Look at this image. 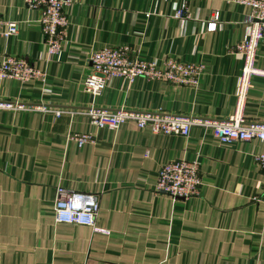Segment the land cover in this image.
I'll use <instances>...</instances> for the list:
<instances>
[{
    "label": "crops",
    "instance_id": "0c3cea01",
    "mask_svg": "<svg viewBox=\"0 0 264 264\" xmlns=\"http://www.w3.org/2000/svg\"><path fill=\"white\" fill-rule=\"evenodd\" d=\"M186 6L184 18L175 14ZM215 32L207 30L215 14ZM62 52L50 57L24 0H0V19L18 33L0 36V63L24 57L43 77L0 81V102L24 106L172 114L224 121L239 112L244 65L233 48L245 40L251 9L225 0H70ZM122 47L131 57L205 66L197 89L137 78L114 79L100 96L85 91L89 55ZM256 66L264 68V44ZM246 123H264V77H253L241 108ZM90 134L80 147L72 134ZM264 142L220 144L194 126L185 137L156 135L128 121L100 129L86 116L0 110V264H264V170L254 156ZM196 161L200 196L173 200L156 192L159 171ZM95 194L94 232L57 224L56 189Z\"/></svg>",
    "mask_w": 264,
    "mask_h": 264
},
{
    "label": "built area",
    "instance_id": "2783aa9c",
    "mask_svg": "<svg viewBox=\"0 0 264 264\" xmlns=\"http://www.w3.org/2000/svg\"><path fill=\"white\" fill-rule=\"evenodd\" d=\"M251 9L246 20L247 35L244 41L233 48L232 52L241 54L244 65L238 80L236 97L239 112L224 121L199 120L181 115L111 110L91 107L84 110L54 109L50 106H24L18 103L0 102V110L38 111L64 115L86 116L100 128L117 131L126 122L132 121L140 129L149 128L153 134L187 138L194 126L209 128L214 138L222 145L236 142H264V123H246L241 108L250 89L253 77H264V68L256 66L257 51L264 44V0H225ZM29 10H38L44 43L50 57H56L63 50L66 29L69 24L64 9L70 0H24ZM187 12L183 6L175 17L182 19ZM219 15L216 13L208 23L207 30L215 32ZM18 23L0 19V36L6 38L18 33ZM89 73L85 79V91L92 96H100L114 79L133 82L137 78L149 81H163L176 86L197 89L205 66L200 63H185L178 59L167 58L162 62L131 57L130 51L122 47H105L92 51L89 55ZM43 73L24 57L9 56L0 63V81L16 80L26 84L43 77ZM70 140L78 146L94 143L90 134H72ZM255 162L264 170V153L254 156ZM203 185L199 164L196 161L176 160L163 165L159 171L156 192L163 193L173 200H188L200 196ZM99 198L95 194L70 191L62 186L56 189L54 216L57 224L85 226L94 232L107 233L97 227Z\"/></svg>",
    "mask_w": 264,
    "mask_h": 264
}]
</instances>
